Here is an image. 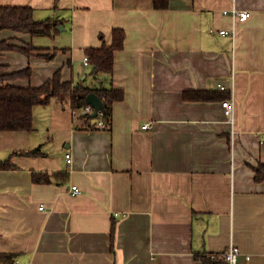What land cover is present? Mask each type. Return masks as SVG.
<instances>
[{
	"label": "crops",
	"instance_id": "0c3cea01",
	"mask_svg": "<svg viewBox=\"0 0 264 264\" xmlns=\"http://www.w3.org/2000/svg\"><path fill=\"white\" fill-rule=\"evenodd\" d=\"M0 6L31 8L64 28L52 37L0 32V42L39 49L0 54L5 73L32 68L14 86L39 87L59 69L77 84L90 73L85 50L126 32L106 80L125 93L109 128L88 127L69 101L53 98L34 107L33 132H0V161L14 165L0 170V254L13 257L0 264H202L197 255L232 245L241 264H264V181L255 179L264 163V0H170L166 10L153 0ZM233 9L249 19L224 13ZM233 77L235 134L219 98L231 97ZM202 92L216 97L186 98Z\"/></svg>",
	"mask_w": 264,
	"mask_h": 264
},
{
	"label": "trees",
	"instance_id": "16d2710c",
	"mask_svg": "<svg viewBox=\"0 0 264 264\" xmlns=\"http://www.w3.org/2000/svg\"><path fill=\"white\" fill-rule=\"evenodd\" d=\"M153 7L156 10H166L170 7V0H153ZM60 21L53 18L46 20H37L34 10L28 7H3L0 6V32L10 30L17 33L29 34L32 37H52L57 33V27ZM126 32L123 29L116 28L112 32V41L108 45L104 43L100 48H88L85 55L90 60V73L84 79L75 84L72 81H64L62 69L55 72L52 78L47 80L39 87H19L9 84L16 80H30L32 76V68L28 67L23 70L5 73L9 66H0V132L10 131H34V107L37 105H48L53 98L66 102L69 101L73 111H81L87 107V96L90 93L97 94L104 102L106 108L103 117L109 126L112 125L113 107L116 102L125 99L123 90L114 89L106 85V80L114 72L116 53L121 51L125 46ZM8 51L20 52L28 57L33 56L36 49L32 45H13L9 40L0 42V54ZM46 58H49L47 56ZM68 64H71L69 61ZM92 78L94 85L89 84ZM95 80L98 83H95ZM200 100L214 99L216 96L211 93H193L186 94V98ZM223 101L227 98L226 94L220 95ZM79 120L91 125L92 118L90 115H83ZM35 154V153H27ZM26 154V155H27ZM14 167L11 160L0 161V170H11ZM256 181H264V163H260L255 170ZM34 182H49L47 175L34 174ZM10 257V255L0 254V258ZM202 264H222L224 262L223 255H204L196 256Z\"/></svg>",
	"mask_w": 264,
	"mask_h": 264
},
{
	"label": "built area",
	"instance_id": "2783aa9c",
	"mask_svg": "<svg viewBox=\"0 0 264 264\" xmlns=\"http://www.w3.org/2000/svg\"><path fill=\"white\" fill-rule=\"evenodd\" d=\"M226 15H230L232 16L235 20L239 21V22H245L249 19L250 17V13L246 12V11H238L237 9H233L232 11H225L224 12ZM221 34L223 35H227L230 34V32L228 31H221ZM84 65L85 67H89L90 66V60L89 57H85L84 60ZM234 82H235V78L233 77V84L230 88L231 91V97L227 98L225 100L222 101V108L224 111V115L227 118V121L232 125L233 128V133L235 134V127L237 124V120H236V101L234 99ZM218 89L222 92H227L229 89L228 87H226L223 84H219L218 85ZM93 108L91 106H87L84 109H82L81 111H74L76 118L79 119V117L81 116V114L83 115H92L93 113ZM92 118V116H91ZM94 127H101L104 129L109 128L110 126L108 125V123L106 122V120L103 117V112H100L99 116H98V122L96 125H94ZM150 128V124H145L143 126V129H149ZM66 158L68 159L69 162L72 161V155L71 154H67ZM81 191L78 187L73 186L72 187V193L74 195L79 194ZM43 209V207L41 208ZM241 250L238 246L236 245H232L229 250L224 253L223 255V259L227 264H241L240 263V258H241ZM247 260H250V257H247ZM15 264H21L19 261H16Z\"/></svg>",
	"mask_w": 264,
	"mask_h": 264
},
{
	"label": "water",
	"instance_id": "95a60500",
	"mask_svg": "<svg viewBox=\"0 0 264 264\" xmlns=\"http://www.w3.org/2000/svg\"><path fill=\"white\" fill-rule=\"evenodd\" d=\"M58 30L63 31L64 28L62 26H60V27H58ZM86 102H87V105L91 106L94 110L92 115H91L93 118L92 124L96 125L98 122V116H99L100 112H104L106 106H105L104 102L100 99V97L95 93H90L87 96Z\"/></svg>",
	"mask_w": 264,
	"mask_h": 264
},
{
	"label": "rangeland",
	"instance_id": "374dc122",
	"mask_svg": "<svg viewBox=\"0 0 264 264\" xmlns=\"http://www.w3.org/2000/svg\"><path fill=\"white\" fill-rule=\"evenodd\" d=\"M90 80V79H89ZM93 81V80H92ZM92 81L90 80L89 81V84H92V85H94L93 83H92ZM95 83H98V81L97 80H95Z\"/></svg>",
	"mask_w": 264,
	"mask_h": 264
}]
</instances>
